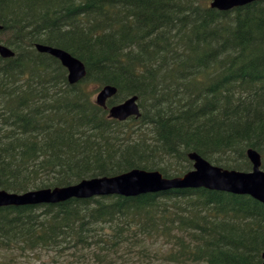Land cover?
Wrapping results in <instances>:
<instances>
[{
    "label": "trees",
    "instance_id": "1",
    "mask_svg": "<svg viewBox=\"0 0 264 264\" xmlns=\"http://www.w3.org/2000/svg\"><path fill=\"white\" fill-rule=\"evenodd\" d=\"M263 25L264 0L223 11L209 0H0V42L14 51L0 57V189L132 168L179 176L189 152L248 171L253 148L264 170ZM35 43L77 57L85 76L68 83ZM106 84L117 88L107 106L136 95L140 116L110 118L94 100ZM263 247V203L202 187L0 207L4 264H261Z\"/></svg>",
    "mask_w": 264,
    "mask_h": 264
},
{
    "label": "water",
    "instance_id": "2",
    "mask_svg": "<svg viewBox=\"0 0 264 264\" xmlns=\"http://www.w3.org/2000/svg\"><path fill=\"white\" fill-rule=\"evenodd\" d=\"M251 1L255 0H211L209 5L219 10H228ZM35 48L39 52L56 57L61 62L67 69L69 83H75L84 77L86 73L84 64L69 52L42 43H36ZM13 55L14 52L9 47L0 43L1 57L8 58ZM116 90V87L111 84L102 86L95 96V102L106 108V99L113 96ZM136 99V96H131L120 103L111 105L108 108L109 117L124 120L130 115L139 116ZM246 155L252 165L248 171L221 168L211 164L197 153L190 152L188 158L193 162L192 169L180 176L164 177L158 170L133 168L113 176L84 178L77 183L65 186L43 187L23 192H8L0 189V207L56 203L72 197L88 198L110 194L134 196L146 192L198 187L248 194L264 203V170L260 167V155L253 148H248ZM261 256L264 259V247ZM261 264H264V261Z\"/></svg>",
    "mask_w": 264,
    "mask_h": 264
},
{
    "label": "rangeland",
    "instance_id": "3",
    "mask_svg": "<svg viewBox=\"0 0 264 264\" xmlns=\"http://www.w3.org/2000/svg\"><path fill=\"white\" fill-rule=\"evenodd\" d=\"M94 88V87H93ZM36 255H32V254H28V255H21V256H16L14 257V259L12 260V258H10L9 264H32L34 262L33 257H35ZM6 262L8 263V260H6ZM156 263H162L161 261H154ZM0 264H4V263H0Z\"/></svg>",
    "mask_w": 264,
    "mask_h": 264
},
{
    "label": "bare ground",
    "instance_id": "4",
    "mask_svg": "<svg viewBox=\"0 0 264 264\" xmlns=\"http://www.w3.org/2000/svg\"><path fill=\"white\" fill-rule=\"evenodd\" d=\"M145 3H146V2H145ZM141 5H142V4H141ZM172 13H173V12H172ZM175 20H177V18H175ZM180 22H181V21H180ZM181 23H182V22H181ZM180 26H181V25H180ZM263 26H264V25H263ZM176 27H177V26H176ZM199 27H200V26H199ZM211 30H212V29H211ZM170 31H171V30H170ZM158 32H159V31H158ZM210 32H211V31H210ZM210 32H209V33H210ZM168 33H169V32H168ZM171 33H172V32H171ZM206 33H207V32H206ZM211 33H212V32H211ZM158 34H159V33H158ZM165 34H167V33H165ZM180 35H182V33H181ZM184 35H185V34H184ZM209 35H210V34H209ZM212 35H213V33H212ZM161 36H162V35H160V37H161ZM163 36H164V35H163ZM163 36H162V37H163ZM196 36H197V34H196ZM166 37H167V36H166ZM163 39H164V38H163ZM165 39H166V38H165ZM188 39H189V38H188ZM166 40H167V39H166ZM184 40H185V39H184ZM191 40H192V39L190 38V41H191ZM185 41H186V40H185ZM185 41H184V42H185ZM196 41H197V40H196ZM197 42H198V41H197ZM227 42H228V41H227ZM163 43H164V42H163ZM176 44H178V43H176ZM227 44H228V43H227ZM213 45H214V44H213ZM222 45H223V43H222ZM235 45H236V44H235ZM174 46H175V45H174ZM211 46H212V45H211ZM215 46H216V45H215ZM34 47H35V46H34ZM183 47H184V46H183ZM216 47H217V46H216ZM242 47H243V46H242ZM213 48H214V47H213ZM202 49H204V48H202ZM37 52H38V51H37ZM199 52H200V51H199ZM205 52H206V51H205ZM207 52H208V51H207ZM211 52H212V51H211ZM202 53H203V52H202ZM215 53H216V52H215ZM179 54H180V53H179ZM184 54H185V53H184ZM211 54H212V53H211ZM242 54H243V53H242ZM180 55H181V54H180ZM198 55H199V53H198ZM214 56H215V55H214ZM240 56H241V55H240ZM244 56H245V55H244ZM240 58H241V57H240ZM250 59H251V58H250ZM250 59H249V60H250ZM183 60H184V59H183ZM241 60H242V58H241ZM252 60H253V59H252ZM252 60H251V61H252ZM196 61H197V60H196ZM178 62H179V61H178ZM190 63H191V62H190ZM195 64H196V63H195ZM244 64H245V63H244ZM244 64H243V65H244ZM241 65H242V64H241ZM193 66H194V65H193ZM250 66H251V65H250ZM258 68H260V67L258 66ZM260 71H261V70H260ZM254 73H255V72H254ZM262 74H263V73H262ZM261 76H262V75H261Z\"/></svg>",
    "mask_w": 264,
    "mask_h": 264
}]
</instances>
